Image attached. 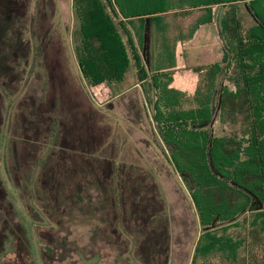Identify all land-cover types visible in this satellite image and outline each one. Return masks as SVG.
I'll list each match as a JSON object with an SVG mask.
<instances>
[{
    "label": "trees",
    "instance_id": "trees-1",
    "mask_svg": "<svg viewBox=\"0 0 264 264\" xmlns=\"http://www.w3.org/2000/svg\"><path fill=\"white\" fill-rule=\"evenodd\" d=\"M245 8L254 21L251 27L244 28L234 5L231 16L222 22L224 57L221 63L207 67L206 74L210 80L204 90L210 93L211 101L195 96L196 110L183 108L179 116L163 105L158 95L160 83L168 75L154 63L153 27L159 20L150 15L139 18L140 28L134 26L136 34H142L137 47L134 35L120 21L115 0H73L79 40L75 56L87 87L105 84L114 97L119 96L130 86L120 90L118 83L132 70L134 84L140 85L148 107L154 112L159 125L157 134L166 148L163 153L172 160L189 191L203 227L191 264H211V256L216 255L222 263L235 264L242 252L247 254L243 264H256V257L250 252L264 240V19L253 6ZM27 10L25 0H0V45L5 39L3 29L14 33V26H20L18 41L13 37L5 43L9 52L6 58L13 60L20 56L24 62L29 57L30 50L24 42L26 32L21 29ZM19 43V47H14ZM222 65L224 69L234 66L238 71L240 85L234 91L224 87L222 79L217 81ZM26 75L24 80L28 82L31 71H26ZM49 104L45 99L28 109L31 115L26 113V120L21 122L22 133L14 130L10 140L15 158L12 174L24 183L23 198L28 192L35 199V202L28 199L27 205L36 215L33 221L50 232L53 229L62 232L66 225L71 226L70 222L83 224L90 240L116 236L123 231L133 233L126 225L131 228L134 208L141 204L156 209L157 196L148 197L153 194L149 188L144 191L147 195H142L137 186L140 177H133L135 172L117 166L114 159L101 157L98 149L91 148L92 141L86 140L85 126L73 117L66 124L61 119V110L53 111ZM222 111L235 116L240 124L238 134L213 136L212 126ZM191 120L202 122H188ZM23 138L32 143L24 144ZM17 149L21 150V156ZM92 153L101 160L93 159ZM184 161L187 166H183ZM132 205L131 210L128 207ZM155 211L154 221L160 217L157 214L160 210ZM73 216L78 218L72 219ZM163 226L160 240L159 232H153L150 240L145 238L144 243L136 246L139 262L166 263L169 244L166 223ZM218 231L223 235L212 233ZM43 253L49 254L46 249Z\"/></svg>",
    "mask_w": 264,
    "mask_h": 264
},
{
    "label": "rangeland",
    "instance_id": "rangeland-1",
    "mask_svg": "<svg viewBox=\"0 0 264 264\" xmlns=\"http://www.w3.org/2000/svg\"><path fill=\"white\" fill-rule=\"evenodd\" d=\"M134 1L140 3L138 0ZM25 2L28 10L24 15L26 23L21 29L26 32L24 42L30 50L28 59L22 62L20 56L14 57L13 60L6 58L9 52L6 51L5 43L13 37L15 42L16 39L18 41L19 24L14 26V33L10 29L6 31V28L1 31L4 32L5 39L0 45V264H144L136 259V246L144 243L145 238L150 240L153 232H159L160 240L165 223L169 244V256L165 264H191L203 227L200 225L189 191L176 172L172 160L169 161L163 153V148H166L157 134L159 125L154 119L153 110L148 107L144 95L137 88L131 87L134 82L132 70L118 83L120 90H126L129 86L131 88L118 97H114L107 85L98 88L87 87L75 56L79 40L76 34L78 28L73 13V0ZM194 4H197V0H165V6L175 11ZM117 11L119 12L118 8ZM237 11L244 28L254 24L244 8ZM176 18L173 15L169 19L168 34L162 32L159 26L161 22L155 25L153 52L156 67L168 74L160 83V100L170 111L174 110L180 116L183 108L196 110L194 107L198 104L194 101L195 95L190 94L188 89L177 87L176 82L180 79L176 75L177 68L194 63H214L221 60L222 53L219 42L216 41L215 45L207 47L203 46L205 40L198 38L199 44L196 48L202 52L194 62L192 55L196 52L195 49L190 45L183 47L181 43L188 41L176 38L178 29L184 27L182 23L176 22ZM191 26L192 24L188 29ZM136 28H140L139 24ZM185 29L186 27L183 31ZM134 37L139 47L142 34H134ZM19 46L20 43L17 46L14 44V47ZM182 60H185L184 63ZM26 71H31L28 82L24 80L27 78ZM235 71L232 66L230 75L234 76ZM227 86L229 89L234 88ZM195 90L200 91L199 85ZM45 99L50 102L49 109L61 110V119L66 124H70L69 120L73 117L85 126L88 134L86 140L92 141L91 148L98 149L101 157L114 159L117 166L135 172L133 177H140L138 191L147 195L144 191L149 188L153 194L148 197L155 199L156 195L158 198V201L155 200L156 209L160 210L157 220L154 221L155 217L152 216L156 212L152 206L142 207L139 204L134 208L132 205L128 208L135 210L131 218V228H134L126 225V229L133 230V233L123 231L101 240L88 239L83 224L70 222L71 226L66 225V230L62 232H56L55 229L50 232L48 228L36 225L33 221L36 215L33 209L30 210L27 206L28 199H33L31 193H25L23 198V182L12 174L15 158L12 155L14 152L10 140L14 130L21 132V122L26 120V113L31 115L28 109L44 102ZM41 112L43 113V110ZM233 116L224 111L219 113L214 121L213 135L224 137L225 133L233 134L235 131L231 126L238 125ZM192 121L202 122H188ZM159 124L163 125L161 121ZM22 140L24 144L32 143L24 138ZM13 149L15 151L16 148ZM166 153L170 156L169 150H166ZM17 154L21 156V150L17 149ZM91 155L93 159L98 158L94 153ZM187 165L184 161L183 166ZM26 170L29 172V168L26 167ZM33 200L35 202V199ZM129 209L127 214H130ZM74 217L78 218L73 216L72 219ZM138 228L141 232L136 230ZM60 233L65 236L62 237ZM212 233L219 237L223 235L219 231ZM132 234L135 237H132ZM59 235L61 241L56 239ZM163 242L166 243V240ZM45 249L49 254L44 256ZM50 249H53V252L49 251ZM243 260L244 252L235 264H243ZM221 261V257L216 255L211 256L209 263L234 264ZM157 262L158 260H152L151 263Z\"/></svg>",
    "mask_w": 264,
    "mask_h": 264
},
{
    "label": "crops",
    "instance_id": "crops-1",
    "mask_svg": "<svg viewBox=\"0 0 264 264\" xmlns=\"http://www.w3.org/2000/svg\"><path fill=\"white\" fill-rule=\"evenodd\" d=\"M138 1L140 3H136L134 0H115L116 9L117 8L119 9L120 21H122L127 26V28L131 31L133 35L134 34L136 35L135 27L138 24L139 26L141 24L142 20L139 18L144 17L145 15L156 17L159 20L157 23L161 22L159 26L162 29V32H164V34H168L169 30L167 26L168 24H170V22L168 21L171 17H173V15H175L177 17L176 22L182 23L184 25V27L182 26L180 27V29H178L179 33L176 38L182 41L185 40L188 41L181 43L183 44L182 45L183 47L185 45L186 46L190 45L193 49H195L196 52H194L193 53L194 55H192V59L194 62L197 61L196 60L197 56H200V53L202 52L196 48V46L199 44V39L205 40L203 46H207V47H211L212 45H215L216 41L220 43L221 53H222L221 60L204 65H196L195 63L190 66L184 65L181 68L178 67L177 68L178 70L176 71L177 77L179 76L180 78L179 81L176 82L178 83L177 86L178 88L188 89L189 92H191L190 94H193L197 97L200 96L205 97V99L208 98L207 100L209 101H211V95L206 90H204L210 80L209 78H207L206 75L208 72L207 67L221 63L224 57L223 42H222L224 38L222 37L221 25L222 22L225 20V18L231 16L233 5L237 6L238 9L244 8L245 10H246L245 7L253 6L257 10V13H259V15L264 19V0H197V4H194L193 6L188 5L186 7L179 8L178 11L168 9L165 6V0H138ZM163 19L164 21H162ZM191 24L192 26L188 29V26ZM185 27L186 29L183 31ZM155 32H156V27L154 26L153 39ZM166 38H168V36ZM182 46L180 47L182 48L183 51ZM182 58H184V56H182ZM196 67H203V68L206 67V69H204L201 72H195L192 69ZM221 69L222 70L218 74V76L219 75L220 76L217 78V81L219 82L222 79L224 87L228 88L227 85H231L236 89V87L240 85L238 71L237 70L235 71V75H234L235 77H234L230 75L232 66L224 69L222 65ZM104 85L105 84L97 86L95 88L102 87ZM198 85L200 89L199 92L195 90L198 88ZM131 87L134 89L137 88V90L140 93H142L139 84H134L133 82V85ZM234 88L230 90L234 91L235 90ZM229 116H233V115H229ZM233 117L235 118V116ZM238 118L239 116L237 117V119ZM214 125L215 124H213L212 126V132L214 129ZM239 126L240 124L236 126L232 125L231 128L234 127L232 128V130L235 132L233 134H231L230 132L225 133L224 136L238 134L240 130ZM213 136L215 138H222V137H216L215 135ZM250 254L251 256L255 255L256 264H264V240L262 241V243L258 242L257 245L255 246V249L252 250Z\"/></svg>",
    "mask_w": 264,
    "mask_h": 264
}]
</instances>
